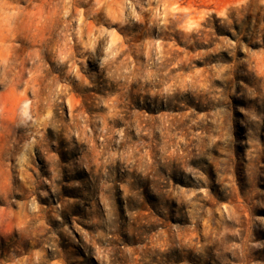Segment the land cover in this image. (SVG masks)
Returning a JSON list of instances; mask_svg holds the SVG:
<instances>
[{"label": "clouds", "instance_id": "1", "mask_svg": "<svg viewBox=\"0 0 264 264\" xmlns=\"http://www.w3.org/2000/svg\"><path fill=\"white\" fill-rule=\"evenodd\" d=\"M264 0H0V264H264Z\"/></svg>", "mask_w": 264, "mask_h": 264}, {"label": "rangeland", "instance_id": "2", "mask_svg": "<svg viewBox=\"0 0 264 264\" xmlns=\"http://www.w3.org/2000/svg\"><path fill=\"white\" fill-rule=\"evenodd\" d=\"M259 214L264 215V213H259Z\"/></svg>", "mask_w": 264, "mask_h": 264}]
</instances>
